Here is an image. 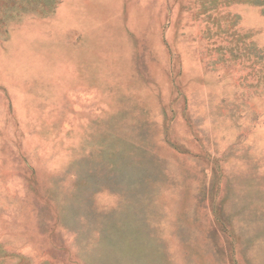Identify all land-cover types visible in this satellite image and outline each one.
I'll return each instance as SVG.
<instances>
[{"label":"rangeland","instance_id":"1","mask_svg":"<svg viewBox=\"0 0 264 264\" xmlns=\"http://www.w3.org/2000/svg\"><path fill=\"white\" fill-rule=\"evenodd\" d=\"M0 264H264V0H0Z\"/></svg>","mask_w":264,"mask_h":264}]
</instances>
